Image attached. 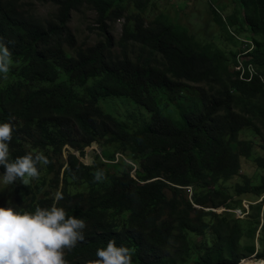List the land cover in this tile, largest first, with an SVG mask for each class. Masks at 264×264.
I'll return each mask as SVG.
<instances>
[{
  "label": "trees",
  "instance_id": "trees-1",
  "mask_svg": "<svg viewBox=\"0 0 264 264\" xmlns=\"http://www.w3.org/2000/svg\"><path fill=\"white\" fill-rule=\"evenodd\" d=\"M51 2L41 15L22 0H0V42L13 61L7 79L0 75V123L13 125L9 159L41 152L50 161L28 186L10 184L0 206L34 212L56 202L83 219L84 240L65 250L67 264L96 259L110 240L132 251V264L264 259L263 202L243 219L230 211L245 195H264V174L255 181L241 172L247 161L264 172V0H235L226 16L210 4L216 39L152 14L154 0ZM85 7L103 34L91 45L70 26ZM121 18L115 40L111 24ZM243 52L251 81L236 69ZM94 143L100 154L90 164L70 151L84 157ZM220 206L226 211L206 209Z\"/></svg>",
  "mask_w": 264,
  "mask_h": 264
},
{
  "label": "clouds",
  "instance_id": "clouds-1",
  "mask_svg": "<svg viewBox=\"0 0 264 264\" xmlns=\"http://www.w3.org/2000/svg\"><path fill=\"white\" fill-rule=\"evenodd\" d=\"M12 64L9 48L0 42V75L4 79H7ZM12 134L11 122L0 123V166L4 168L0 182L7 186L20 181L24 186H28L31 180L39 178L38 165H47L50 161L41 152H28L10 160L9 144ZM120 156V153L116 154L117 158ZM102 179L103 173L98 170L94 180ZM191 189L190 186L187 187L189 197L192 194ZM62 198V193L55 194V201L58 202ZM263 199L264 195L255 201L249 198L244 200L258 203L263 202ZM217 208L206 209L216 211ZM85 227L83 219L68 216L65 209L58 207L56 202L50 208L37 207L34 212H21L12 206H0V264H67L65 250L74 248L79 241L84 240ZM252 256L254 258L255 254ZM96 257L85 264H132V251L126 246H117L114 240L108 241L106 247L98 248ZM257 260L264 262V259Z\"/></svg>",
  "mask_w": 264,
  "mask_h": 264
},
{
  "label": "rangeland",
  "instance_id": "rangeland-1",
  "mask_svg": "<svg viewBox=\"0 0 264 264\" xmlns=\"http://www.w3.org/2000/svg\"><path fill=\"white\" fill-rule=\"evenodd\" d=\"M52 1V0H51ZM50 0H22V3L25 7L31 8L38 12L41 15H46L49 12L53 11V5ZM154 8H152V14L156 12H165L168 16L175 22L181 23L187 26L192 33L196 35L198 38H215L216 39V31L218 32V26L213 22V15L209 9V5H215V8L219 9L220 13L223 16H226L228 13L232 11L233 8H236L235 0H154ZM126 22L125 18H121L120 20L115 21L111 24V32L115 40H118L121 37L124 23ZM70 26L73 32L76 35L77 41L80 45H91L96 43L99 39L103 37L100 29H97L98 23L96 22V14L89 7H85L82 9V12L74 11L72 13V20L70 22ZM233 31L235 28H231ZM240 40H245L243 35L238 36ZM227 47H232V42L225 43ZM249 137L253 138V135ZM254 139V138H253ZM71 152L79 155L80 160H82L85 164H90L92 162V154L94 152L100 154V148L96 143L86 148V154L84 157L80 156V153L74 149H70ZM63 156H67L66 150L63 152ZM127 162H131L128 158H126ZM248 165L242 167V175L248 174L251 176V180L257 181L259 178V174L262 175L264 172L255 168L252 162H246ZM136 168L134 166L132 170V174H134ZM238 176V178H234L233 180L242 182L243 176ZM236 181V182H237ZM236 182L229 181V184H233ZM11 185H3L0 182V196H5V194H9L8 191ZM188 193V190H187ZM10 195V194H9ZM11 196V195H10ZM243 198H249V195H245ZM254 200L255 199H251ZM264 200V199H263ZM245 206L248 208L249 203L245 201ZM264 207V201L263 205ZM223 207L217 208V212L220 213V210ZM223 208L221 212H224ZM235 216L241 218L244 216V213L240 210H233ZM250 213L255 212L252 208H250ZM261 220H264L263 212L261 213ZM261 229V227H260ZM259 229V231H260ZM261 235L264 236V228L262 229ZM258 236V232H257ZM256 244L260 246L257 242ZM263 248L262 245L260 247ZM249 263H259L256 257L253 256L248 257Z\"/></svg>",
  "mask_w": 264,
  "mask_h": 264
},
{
  "label": "built area",
  "instance_id": "built-area-1",
  "mask_svg": "<svg viewBox=\"0 0 264 264\" xmlns=\"http://www.w3.org/2000/svg\"><path fill=\"white\" fill-rule=\"evenodd\" d=\"M251 49H252V48H251ZM245 60H248V58H247V56H245V52H243V53H241V54L239 55V64H238V66L236 67V69L239 70V72H240V78H241V79H244V80H247V81H251V79H252L253 75L256 73V71H255V68H254L253 65L249 64L248 66H246L245 63H244ZM247 71L249 72V75L246 74ZM260 79H262V80L264 81V77L260 76ZM245 201H248V203H249V207H248V208L245 206ZM259 201H260V200H259ZM257 202H258V201H257ZM252 203H256V202H253V201H250V200H244V201H243V206H244L245 209H243V208H239V209L244 213V216H246V215L248 214V212H249V208H250V205H251ZM222 209H223V208H222ZM222 209H221V210H222ZM224 209H225V208H224ZM221 210H220V211H221ZM236 210H237V209H236ZM244 216H243V217H244ZM239 217L241 218V216H239ZM243 217H242V218H243ZM248 259H249V258H242V259L240 260L239 264H248ZM257 264H263V262H259V263H257Z\"/></svg>",
  "mask_w": 264,
  "mask_h": 264
}]
</instances>
